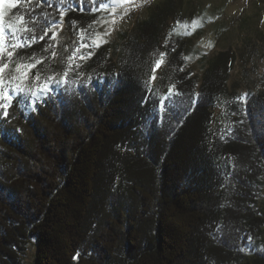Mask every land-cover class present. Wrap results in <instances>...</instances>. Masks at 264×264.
Wrapping results in <instances>:
<instances>
[{
  "label": "trees",
  "instance_id": "obj_1",
  "mask_svg": "<svg viewBox=\"0 0 264 264\" xmlns=\"http://www.w3.org/2000/svg\"><path fill=\"white\" fill-rule=\"evenodd\" d=\"M120 4L0 8L14 97L0 109V264H26L31 246V264H264V75L257 92L232 87L225 53L206 61L193 43L206 10L173 0L109 41ZM17 65L35 67L13 80Z\"/></svg>",
  "mask_w": 264,
  "mask_h": 264
},
{
  "label": "rangeland",
  "instance_id": "obj_2",
  "mask_svg": "<svg viewBox=\"0 0 264 264\" xmlns=\"http://www.w3.org/2000/svg\"><path fill=\"white\" fill-rule=\"evenodd\" d=\"M167 0H135L121 3L110 12L102 23L109 41H120L140 19L147 18L151 10ZM175 8L182 7L191 15L205 9L210 17L204 32L195 37L194 44L202 47L206 61L224 52L225 66L231 70L230 85L244 94L257 92L264 75V0H173ZM171 21V20H170ZM66 29L65 26L61 27ZM68 29V28H67ZM69 31V30H68ZM201 56L195 58L196 71H202ZM205 60V59H204ZM256 130L264 140V110L253 109ZM35 247L25 255V263L31 264Z\"/></svg>",
  "mask_w": 264,
  "mask_h": 264
},
{
  "label": "snow or ice",
  "instance_id": "obj_3",
  "mask_svg": "<svg viewBox=\"0 0 264 264\" xmlns=\"http://www.w3.org/2000/svg\"><path fill=\"white\" fill-rule=\"evenodd\" d=\"M7 2L9 4H11L13 7L17 6V4L19 3V0H0V8H2L3 4ZM61 2L63 3L64 0H61ZM110 2H115V0H110ZM120 3H132L134 5L135 0H119ZM106 5H101V7H105ZM64 12L61 11V17H63ZM3 15L2 12H0V55H3L5 57H12L13 53L7 50V47H4V44L6 42V37H5V28H12V25H5L3 24ZM21 22H23V18H21ZM13 36H15V33L13 31ZM47 35V33H45ZM41 39H43V37H41ZM23 44H19V45H13L12 47H23ZM86 46V45H85ZM99 46V45H97ZM83 58V57H81ZM162 63V61H157L156 63V67H159V64ZM35 67V65H27V66H23V65H17L16 66V72H19L20 75L19 76H13L12 79L16 80V79H27V75H26V71H30L31 68ZM9 68V63L7 61L4 60H0V109L3 110V114L7 115V108L10 106L12 100L14 99V97H12L9 93L10 90L7 87V81H6V77H5V72L6 70ZM21 69H25V71H22ZM155 72V69H153V73ZM153 79H155V76L153 75L152 77ZM36 79H39V76L36 77ZM53 82H59V81H53ZM50 89L48 88V85L45 84L40 88L41 92H48ZM11 91H15V92H19L22 93L25 97L28 96V93L25 91L24 88H22L19 84H15L12 86ZM31 95L35 96L36 93L32 92Z\"/></svg>",
  "mask_w": 264,
  "mask_h": 264
}]
</instances>
